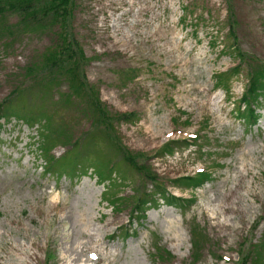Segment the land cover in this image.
Instances as JSON below:
<instances>
[{
    "label": "rangeland",
    "instance_id": "obj_1",
    "mask_svg": "<svg viewBox=\"0 0 264 264\" xmlns=\"http://www.w3.org/2000/svg\"><path fill=\"white\" fill-rule=\"evenodd\" d=\"M229 6L227 0H77L74 34L89 60L86 77L111 112L134 116L117 124V144L142 155L141 165L190 203L178 207L157 197L135 218L137 199L154 193L155 184L101 138L96 151L116 164L108 194L109 182L93 169H77L73 177L46 173L39 127L14 114L0 122V264H46L47 257L49 264H239L263 241L264 96L256 106L259 121L249 127L237 115L246 70L230 92L217 89L215 79L238 67L235 44L264 66V0L232 1L236 39L229 36ZM19 20L7 14L0 29V105L22 88L30 95L8 99L7 114L45 110L54 132L67 129L74 142L92 126L77 98L64 101L68 84L41 98V88L23 78L55 42L54 29L21 31ZM70 149L55 142L52 155ZM85 157L92 167L96 157ZM203 170L213 175L198 189L177 181ZM107 199L118 202L117 210ZM227 206L236 212L215 220ZM193 228L207 239L196 253ZM157 243L170 254L165 261Z\"/></svg>",
    "mask_w": 264,
    "mask_h": 264
},
{
    "label": "trees",
    "instance_id": "obj_2",
    "mask_svg": "<svg viewBox=\"0 0 264 264\" xmlns=\"http://www.w3.org/2000/svg\"><path fill=\"white\" fill-rule=\"evenodd\" d=\"M233 0H227L228 7V20L230 22L229 36L236 39L233 33L235 21L234 8L232 6ZM77 8V0H0V29H4L7 14H15L20 20L17 29L21 31H30L32 29H46L52 28L55 32V42L51 47L42 55L40 61L34 62L31 66L25 69L23 78L29 82H34L35 85L40 87L41 98L49 95L52 89L59 86L60 83H66L69 87V95L64 96V101H74L78 99V105L82 109V113L89 118L92 129L89 130L82 138L73 140V133L68 134L67 129H64L62 134L54 132L55 123L52 117L45 115L42 112H28L25 107L18 109V111H11V101L8 99L23 100L26 94L21 92L22 88H16L11 98L6 99L0 105V122L3 118L18 115V119L25 123L28 127H39L40 146H38L39 153L42 158H46V173L51 171L57 174V171H64L69 173L70 176L76 174V170L84 167V173L92 170L96 173L98 180L105 184L109 182L106 187V192L112 191V182L114 174V162L107 159L110 155H104L96 151V140L102 139L108 145H117L120 157H123L125 163L138 174L142 175L144 179L150 180L155 184L154 193H143L137 199V204L133 208V215L142 217L147 206L154 203L157 197L162 199L167 205H175L184 207L190 201L182 199L171 194L158 179L154 178L151 170H148L145 165H141L139 161L142 155H135V153L123 149L121 142L117 144V129L116 126L122 121L131 122L133 114H120L111 112L108 107L100 99V92L98 88L90 83L85 74V68L88 63V58L82 48V45L77 40L74 34V18ZM11 33V30H9ZM235 51L239 64L238 67L229 73H221L216 76V88L223 89L230 92L231 82L235 77H238L246 70L247 83L245 85V92L237 110V115L247 126L252 127L257 125L259 121V114L257 113L256 106L258 101L264 96V66L255 63V60L248 54L243 53L241 49L237 48L236 44L230 47ZM133 73V72H132ZM18 89V90H17ZM15 106V105H14ZM21 115V116H20ZM68 134V135H67ZM89 140L85 146L84 142ZM65 141L71 146V149L61 158H56L52 155L55 147V142ZM171 146L166 145L162 151H167ZM166 148V149H165ZM140 154V153H138ZM94 156L95 160L92 161V167L86 166L83 162L85 156ZM213 172H200L195 176H186L178 182H183L188 185L192 184L193 189H198L208 180L212 178ZM120 183L123 178H119ZM117 183V182H116ZM122 198L116 199V201ZM113 210H117L118 202H113L109 199L106 200ZM120 204V203H119ZM199 228L191 229V239L193 252H199L204 249L207 244L206 234ZM129 231V230H128ZM127 231V235H128ZM157 243L154 247L160 259L165 261L164 257L169 258V253L162 250ZM168 255V256H167ZM264 263V239L257 246L252 247L248 253H243L241 262L239 264H263ZM46 264H49V257H47Z\"/></svg>",
    "mask_w": 264,
    "mask_h": 264
},
{
    "label": "bare ground",
    "instance_id": "obj_3",
    "mask_svg": "<svg viewBox=\"0 0 264 264\" xmlns=\"http://www.w3.org/2000/svg\"><path fill=\"white\" fill-rule=\"evenodd\" d=\"M221 209H222L221 212L215 215V218H214L215 220H218L219 217H221L222 215H228V214H231V213L234 214L236 212V210L234 208L229 207V206L222 207ZM219 225L221 227H225L227 229L231 228V226H228L226 223H219Z\"/></svg>",
    "mask_w": 264,
    "mask_h": 264
}]
</instances>
